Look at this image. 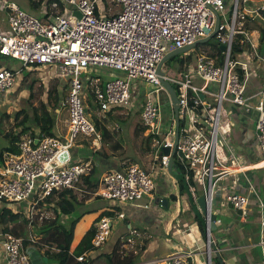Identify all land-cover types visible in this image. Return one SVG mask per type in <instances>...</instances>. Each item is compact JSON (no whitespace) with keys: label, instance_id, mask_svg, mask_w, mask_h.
Returning a JSON list of instances; mask_svg holds the SVG:
<instances>
[{"label":"built area","instance_id":"built-area-1","mask_svg":"<svg viewBox=\"0 0 264 264\" xmlns=\"http://www.w3.org/2000/svg\"><path fill=\"white\" fill-rule=\"evenodd\" d=\"M110 3L120 4V11L110 12ZM0 10L5 12L9 26L8 30L0 28V56L22 63L20 69L0 64V108L14 103L20 94L24 96L23 92L32 88L33 71L20 84L24 67L31 70L53 67L42 76L51 73L54 78L67 80L66 131L61 135L24 134L16 142V152L2 153L0 207L28 203L30 215L33 210H40V200L63 189L79 188L82 175L92 168L91 160L78 159L72 164L60 160L79 134L91 137L93 144L101 136L86 115L85 101L81 98L90 82L100 111L123 110L125 115L140 111L144 136L151 137L155 169L167 172L176 126L170 95L159 79L157 64L167 52L208 36L218 13L214 36L217 45L223 44L225 49L218 48L215 55L200 53L190 62L186 60L191 55L184 52V64L178 75L162 74L175 89L179 106L173 163L183 169V176L191 177L197 194L204 196L209 233L207 223L216 186L230 175L245 171L241 156L221 134L223 103L238 109L235 119L241 117V109L255 112L256 144L264 156V55L256 48L260 28L264 29V0H54L43 4L38 15L22 10L13 1L0 0ZM249 20L258 22V29H246ZM106 67L121 74L104 83L97 77L85 81V73ZM34 72L36 77L40 76L38 71ZM253 81L254 87L249 89ZM143 85L147 92H142ZM35 86L39 87L40 82H35ZM20 87L18 97H10ZM163 102L171 113L165 122L161 113ZM234 120L230 119V123L235 128ZM121 126L122 123L117 124V128ZM163 146L169 147V154L162 153ZM259 166H264V160ZM154 188L150 171L137 163H128L121 169L105 172L95 194L103 199L132 202L151 194ZM221 201L241 211L248 204L247 195L232 187L224 188ZM160 202L161 199L156 204ZM259 207L263 215L259 245L264 264V200L260 199ZM124 216L123 212L117 213L119 219ZM93 227L90 249H98L111 233V218L101 216ZM130 233L133 235L135 231L130 228ZM127 241L122 244V253L132 251L134 239L129 236ZM210 244L208 238V259ZM0 249L6 264H31L29 255L23 251L22 238L13 233H0ZM85 253L77 256L76 261L84 263ZM191 255L194 253L189 250L170 252L149 264H187Z\"/></svg>","mask_w":264,"mask_h":264},{"label":"crops","instance_id":"crops-1","mask_svg":"<svg viewBox=\"0 0 264 264\" xmlns=\"http://www.w3.org/2000/svg\"><path fill=\"white\" fill-rule=\"evenodd\" d=\"M209 53L215 55L216 51ZM189 55L191 54L189 53ZM190 61H192V56L190 57ZM97 69L89 71V74L85 73L84 76H87L86 79L84 77L85 81H88L89 77H97L100 82H103L105 79L97 75ZM94 73L96 74L95 76ZM85 86H87V89H90L91 82L90 85L88 84ZM253 87L254 81L248 88L253 89ZM86 105L88 106L87 102ZM227 106L232 108V106L228 104ZM24 107L29 112V107ZM95 110V123L93 124L96 130L101 133L100 138L95 140V144H93V139L86 137L90 139V145L88 147L82 146L81 144L79 145V143L76 142L71 149L62 153L60 156L62 163L72 164L74 161L81 159L78 157L72 158L74 154L86 156L88 157L87 160H91L94 167L97 168V172H99L100 175L99 180L105 172L121 169L128 163H137L141 167L144 165L143 168L148 171H150V168L155 169L157 164L154 161L155 153L153 149H151V146L149 150L138 155V157L134 159V162H126V159L121 158L123 155L122 153L127 149V145H129L128 142L131 141V132L134 136L136 126L141 124L139 122L140 115L139 119L134 118V120H129L130 114L120 116L118 110L101 113L96 104ZM3 112L9 111L4 110ZM51 112L55 121L53 135H61L66 131L67 126L64 130H61L60 122L67 124V113H54L52 110ZM238 113L240 112L238 111ZM28 114L30 115L29 120L25 125L29 126L30 129L27 133H36L38 130L32 113ZM63 116H65V118L62 119ZM255 116V112H244L241 109V117L234 120L235 128L229 122L230 132L232 134L231 137L233 139L232 149L234 152L236 150L240 151L237 155L241 156V166L245 168V171L241 172V174L234 173L227 179L221 181L219 185L220 188L217 191L216 201L212 203L211 206V213L215 216L214 230L207 233L206 226H204L203 230L199 228L193 214L197 216L198 220H203V222H206L205 215L197 204V209H195L196 212H194L189 197L182 194L180 191V185L176 181L177 178L169 174L168 171L161 174L158 182L155 183L156 180H154L155 188L151 194L145 195L141 199L132 202H121L95 197L94 194H91L89 191L85 192L87 185L81 183V186L76 188L74 192L80 201L79 205L83 207L86 206V209L89 208L96 214L95 218L90 221V227H93L101 216H108L111 218L112 230L101 247L86 251V260L84 263L76 261L77 264H108L105 260V255L102 254L109 253L118 235L125 232L129 227L136 232L137 239L140 241L148 239L144 254L141 255L139 259V261H141L137 264H149L150 261L161 258L167 253L182 250L185 252L189 250L194 253V255L187 258V264H220L216 256L217 254L222 264H262L259 245V229L263 215L259 207V201L260 199L264 200V166L261 167L259 165L262 164L264 156L258 150L256 144V130L254 127ZM12 118L13 117L10 116L8 122H11ZM118 123H122V126L117 128ZM131 125H133V129H131ZM14 129L16 133V131L20 130V127ZM115 131L118 132L117 135H119L120 140L114 137ZM138 138L141 146H143L141 137ZM132 142L133 141H131V143ZM177 164L173 163L172 172L173 174H181L183 176V172H179L180 170L182 171V169L179 170L176 167L179 171H174V166H178ZM230 187L237 192L247 195L248 204L244 211L238 212L231 204L222 203V192L224 188ZM191 190L194 198L198 197V189L193 191L191 187ZM171 193L175 194V198L170 196ZM86 194H89V196H86ZM164 197L167 199V207H163L154 202V198L162 199ZM145 204H149L150 207H145ZM19 205H23L25 208L24 213L26 214L28 203H19ZM45 209L48 208L45 207ZM47 211L52 212L50 209ZM119 212L124 213L125 219H119L117 217V213ZM61 218L62 222H67L68 220V216L65 214L61 215ZM9 231L22 239H30L34 243L26 248L32 264H55L48 260L44 253L43 246L32 240L29 224L22 223L21 221L9 224ZM0 233L3 232L0 231ZM208 238L212 241L210 245V259L207 257L206 243ZM39 246L41 247L39 248ZM0 264H6L1 249Z\"/></svg>","mask_w":264,"mask_h":264},{"label":"trees","instance_id":"trees-1","mask_svg":"<svg viewBox=\"0 0 264 264\" xmlns=\"http://www.w3.org/2000/svg\"><path fill=\"white\" fill-rule=\"evenodd\" d=\"M52 1L54 0H33L32 6L33 9H35L38 12L41 9L43 3L48 5ZM60 6L62 5L60 4ZM256 48L259 54L264 55L263 28H260L259 39ZM187 61L188 62L190 61V57H188ZM180 62L184 64L183 59H181ZM46 78L52 79L51 77H46ZM25 79L26 76H23L21 80V84H23V81H25ZM104 82L105 81H103V83ZM57 84L59 85L58 79H56L55 82L51 83V86L48 89V93L47 95H45V100L43 98H40L41 100L39 101L37 106L32 105V103L31 104L28 103V107L31 108L32 117L37 126L38 135L54 134L53 126L55 121L51 114L52 112L50 108L58 106L59 93L57 90L58 87ZM63 87L64 88L67 87V80L63 81ZM34 96L35 94L31 93L29 97L32 98ZM52 98L54 100L53 103L50 104ZM94 103L96 104L95 101ZM86 106L87 105L85 101V107ZM28 113L30 112H28L25 107L17 109L14 112L13 117L17 124L16 127L21 126V128L16 133L15 130L9 133H5L4 136L9 141V145L0 146V163L2 161V153L5 150L16 152L17 151L16 142L18 140V137L30 129L29 126L25 125L29 120L30 115ZM0 115H1V120L2 118H7L9 120L11 116L9 112L2 113ZM20 115H22V117L20 120H18ZM0 125H1V121H0ZM143 132H144V127L141 126V124H139L135 128L134 135L136 137H141L142 144L144 143L143 144L145 148L144 151H147L151 146V137L144 136ZM32 134H35V132H32ZM178 166L176 167L179 170L182 169L179 168L180 166L179 167ZM179 172H183V169L182 171L180 170ZM99 176L100 175L99 172H97V168H95L94 164H92L91 170L87 174L82 175L81 177V183L87 185V189L85 190V192L89 191L91 194H94L95 197H100L99 195L95 194L98 189ZM184 178L187 181L189 187L194 185V182L192 181L191 177L187 178L184 176ZM176 181L180 185V191L182 192V194L187 195L183 181L181 179H176ZM74 191L70 188L63 189L58 193L53 194L52 196L39 201L38 207L39 208L47 207L48 209L52 210L53 216L41 215V211H38L34 215L32 214L30 216L26 213L27 215L25 216L24 215L25 208L23 207V205H19L18 203L12 204L11 206L5 204L1 205L0 231L3 233L5 232L11 233L9 231V224L16 223L18 221H21L22 223L25 224H29L32 233V240L36 241L37 244L43 246L44 253L50 262H53L55 264H77L76 257L86 252L92 247L91 239L93 238L94 235V227L88 228L80 237V239L75 244L73 243L74 224L80 218V215H77L76 217L72 218V214H73L72 212L76 213L77 211L76 208L80 204V201ZM86 196H89V194H86ZM170 196H173V198H175L174 193H171ZM63 214L68 216L67 222H62L61 215ZM193 217L195 220H197V224L199 228L203 230L204 223L201 220H198L197 216H194V214ZM123 219H125V216ZM65 223L69 224V226L65 225ZM129 236H131L132 238L134 236L133 238L134 244L132 246V251L127 253H122V251L124 250L122 248V244L128 243L127 238ZM147 241L148 239H143L142 241L137 239L136 232L135 234L131 235L130 228H128L125 232L118 235V237L113 243L110 252L102 255H105V260L107 261L108 264H137L141 261V260L139 261V259L141 258V255L144 254ZM30 244H34L30 239H22L23 251L27 254L28 252L26 248ZM41 246H39V248Z\"/></svg>","mask_w":264,"mask_h":264},{"label":"rangeland","instance_id":"rangeland-1","mask_svg":"<svg viewBox=\"0 0 264 264\" xmlns=\"http://www.w3.org/2000/svg\"><path fill=\"white\" fill-rule=\"evenodd\" d=\"M2 1H13L22 10H24L26 12H29L31 14H34V15H38V12L35 9H33V7H32L33 0H2ZM101 6L103 7V3L102 2H101ZM109 6L111 8L110 12L120 11V9H121V5L120 4L116 5V4L110 3ZM237 17L240 18V14ZM222 22H224L223 19H222ZM224 23L226 24V22H224ZM256 25L260 26V24L258 22L255 23L254 21L249 20V22H247L245 24V28L246 29L247 28H249V29H252V28L258 29V27H256ZM0 28H2L4 30H8V28H9L8 21H7V16H6L5 12L1 11V10H0ZM217 50H218L217 41H216L215 36H213L210 39H208L206 42L200 43V44H198L196 46H193L192 48H190L186 52L190 53L191 56H192V59H193L196 55H198L200 53H203V52H214V51H217ZM181 59H182V53L178 54V55H175L172 58H169L168 60H166L162 64V67H161L162 70H163V73L167 74L168 76L176 77L178 75V72H180L181 67L183 65L180 62ZM0 64L2 66H6V67H9V68H12V69H20V67L22 66V63L20 62V60H18L16 58L9 57V56H0ZM49 68H53V67L45 66V67H39V68H36V69H33V70L28 69L27 67H24L23 71H22V76H26V75H28L30 73V71H33V73L30 76V78L32 79V81H31L32 88L29 89L27 92H23L24 96H21V94H20V98H16L15 99L16 101L14 103L4 104L0 108V114L7 113V112H3L5 110V108H6V109H8L9 114L13 117L14 112L17 109H20L21 107H24V106H28V103L29 104L32 103V105L37 106L39 101L41 100L40 98L44 97L43 99L45 100V95H47L48 89L50 88L51 83L55 82L56 79H58V82H59V85L57 84L58 87L56 85L58 93H59V102H58V106L50 108V109L52 111H54V113H58V112L61 113V114L62 113H67L66 112V108L64 106L65 99L67 97L66 87L65 88L63 87V81L65 79L61 78V80H60V77L55 79L52 76L51 73L47 77H51L52 79H48V78H45L46 76L45 77L42 76L43 72L44 71L47 72V70ZM97 70H98V74L97 75L104 77L105 80H103V81L108 80L109 77H114L116 75L121 74L120 71L115 70L113 68H108V67L99 68ZM34 71H38L40 76L44 77V79H43L44 83H41L40 76H38V77L35 76L36 72H34ZM95 75L96 74L94 73V76ZM47 79H48V81H47ZM35 82H40V86L36 87L35 86ZM23 83H24V81H23ZM20 84H21V82H20ZM17 86L19 87L20 85L18 84ZM22 87H20L19 90L14 91V93H11L10 97H13V98L16 97V96L18 97V94L20 93V90L22 89ZM144 87H145V85H143L142 92H147V90L144 89ZM90 89H91V87H90ZM90 89H86L84 91V95L81 94V98H82L83 101H86L87 104H88L87 108L85 109L86 115L88 116V118H89V120L91 122H93V120H94L93 123H95V118H94V116H95L94 113H96L95 103H94V99L95 98H94V94L92 93V91ZM31 93L35 94V96L32 97V98L29 97ZM53 100L54 99L52 98L50 104L53 103ZM3 108H4V110H3ZM29 109H30L29 112L31 114V108H29ZM169 110H170V108H169L168 104L163 102L161 104V113H162L164 122L168 119V115L171 114V113H169ZM236 110H238L236 107L232 106V108H230L229 106H227L226 103H223L222 107H221V111H220V113H221V117H220L221 134L223 135L224 138H226L227 141H229L230 146L232 148H233V139L231 137L232 134L230 132V124H229L230 121L229 120L230 119L234 120L236 118V115H237V113L235 112ZM178 111H179V106L177 104V113H178ZM100 112L104 113L103 111H100ZM118 113H119L120 116H123L125 114V113H123V110H119ZM139 115H140V111L137 110L135 114L130 113V116H129L128 119L129 120L130 119L134 120V118H138L139 119ZM21 117H22V115L19 116L18 120H20ZM63 118H65V116H63L62 119ZM0 121H1V125H0V146H8L9 145V141L7 140V138H5L4 135H5V133H9V132L15 130L14 128H16L17 124H16V121L14 120V117L12 118L11 122H8L7 118H2V120H1V117H0ZM66 121H67V114H66ZM139 122H140V119H139ZM66 126H67L66 123L60 122L61 130H64L66 128ZM19 127L21 128V126H19ZM131 129H133V125H131ZM16 132H18V131H16ZM130 132H131V130H130ZM26 133H24V134H26ZM117 133L118 132L115 131L114 137H116L118 140H120V137H119V135H117ZM24 134H22V135H24ZM130 138H131L130 140L133 141V142L132 143H131V141L128 142L129 145H127V149L122 153L123 155L121 157L123 159H126L125 160L126 162L127 161L128 162H134V159L137 158L138 155H141V154H143L145 152L144 151L145 148H144V146H141L139 138L136 137L135 135L133 136L132 132L130 134ZM89 140H90L89 138H86L82 134H79L75 138L74 144L77 142V143H79V145L81 144L82 146L88 147L90 145ZM235 152L236 153H240V151H237V150ZM73 157L81 158L83 161L88 159V157H86V156L76 155V154L72 155V158ZM70 158H71V156H70ZM142 167H144V165ZM174 167H175L174 171H179L176 168V166H174ZM150 172L152 174L153 179L156 180L155 183L158 182L159 177H161V174L165 173V171L161 170L160 168H156V169L150 168ZM183 173H184V171H183ZM78 186L80 187L81 184L79 183ZM191 187H192L193 191H196V189L194 188V185H192ZM219 188H220L219 185H217L216 186V190H215V197H214L213 203L216 201V198H217L216 195H217V191L219 190ZM72 190L74 191V189H72ZM77 208H76L77 209L76 213L72 212L73 213L72 214V218L76 217L77 215H80L81 217L75 223L74 242H73L74 244L80 239V237L83 235L84 231L87 230L91 226L90 221L93 218H95V215H96L93 210H90L89 208L86 209V206L83 207V206L78 205ZM47 210L48 209L43 210V208H40L39 211H41V212L43 211V215L53 216L52 212L51 211H47ZM28 211H30V210L28 209ZM28 211H27V214L30 216ZM33 212H34L33 213V215H34L38 211L35 212V210H33ZM27 214L24 213L25 216ZM65 225L69 226V224H66V223H65ZM206 246H207V243H206ZM30 261H31V259H30Z\"/></svg>","mask_w":264,"mask_h":264},{"label":"water","instance_id":"water-1","mask_svg":"<svg viewBox=\"0 0 264 264\" xmlns=\"http://www.w3.org/2000/svg\"><path fill=\"white\" fill-rule=\"evenodd\" d=\"M218 23H219V15H218V13H215V24H214V27H213V31L208 36H206L204 38H201V39H198V40H196L194 43H192L190 45H186V46H184L182 48H177V49H174V50H171V51L167 52L157 64V73H159V79H160L161 83L163 84V86L165 87V89L168 91V93L170 95V101H171L172 108H173L174 121H175V126H176L175 145H176V141H177V127H178V113H177L178 98H177V94L175 92V89L167 81H165L163 79V77H162V74H163V72L161 71L162 64L166 60L171 58L172 56H175V55L181 54L183 52H186L190 48H192L193 46H196V45H198L200 43H204L208 39L213 37L214 34L217 32ZM218 48L221 51H223L225 49V45L221 44V45L218 46ZM35 143H37V139L35 140ZM175 145L171 149V151H170L169 147H164L163 146L162 149H161L162 153L166 154V155L169 154V151H170V160H169V165L167 167V171H168L169 174H172V176L176 177L177 179H181L183 181L187 196L190 199V203H191L192 208L194 209V212H196L195 209H197L196 208V204H197L199 209L206 216L207 209H206V203H205L204 196L200 195V192H198L199 196L197 198H194V196H193V194H192V192H191V190H190V188L188 186V183L185 180L184 176H182L181 174H173V172H172V166H173V162H174L173 161V155L175 153ZM154 202L158 203L159 199L154 198ZM160 205L163 206V207H167V199L165 197L161 199ZM238 212H241V210H238ZM209 216H210L209 217V222L207 224H208V230L211 231V230L215 229V225H214L215 216L212 213H210ZM201 221L203 222V220H201ZM203 223H204V226H206V222H203ZM210 242L212 244L211 240H210ZM216 256H217V259H218L219 263L222 264L221 260L219 258V255L217 254Z\"/></svg>","mask_w":264,"mask_h":264}]
</instances>
